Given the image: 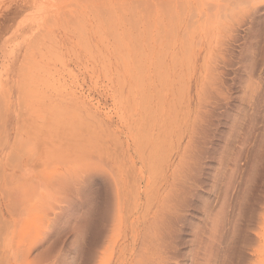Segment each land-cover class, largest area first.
I'll list each match as a JSON object with an SVG mask.
<instances>
[{"label":"rangeland","instance_id":"rangeland-1","mask_svg":"<svg viewBox=\"0 0 264 264\" xmlns=\"http://www.w3.org/2000/svg\"><path fill=\"white\" fill-rule=\"evenodd\" d=\"M0 264H264V0H0Z\"/></svg>","mask_w":264,"mask_h":264}]
</instances>
